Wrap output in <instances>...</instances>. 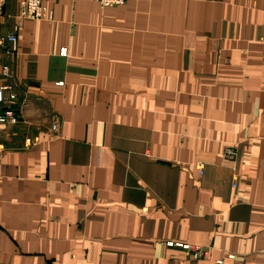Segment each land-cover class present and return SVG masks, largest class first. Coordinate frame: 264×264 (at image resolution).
I'll use <instances>...</instances> for the list:
<instances>
[{
    "label": "crops",
    "instance_id": "obj_1",
    "mask_svg": "<svg viewBox=\"0 0 264 264\" xmlns=\"http://www.w3.org/2000/svg\"><path fill=\"white\" fill-rule=\"evenodd\" d=\"M21 1L0 264H264V0Z\"/></svg>",
    "mask_w": 264,
    "mask_h": 264
},
{
    "label": "built area",
    "instance_id": "obj_2",
    "mask_svg": "<svg viewBox=\"0 0 264 264\" xmlns=\"http://www.w3.org/2000/svg\"><path fill=\"white\" fill-rule=\"evenodd\" d=\"M100 3L102 6H114L123 4L126 0H94ZM2 0H0V11L2 8ZM19 15L21 17L29 19H40L50 21L52 17V11L44 4L43 0H22L19 5ZM18 27L14 26L13 29L6 33L0 34V46H7V52H13L16 48V43L18 40ZM264 42V35L261 39ZM60 55H66V48L62 47L59 50ZM0 75L3 78H8L10 76V68L7 64L1 65ZM58 85H62V82H58ZM17 100V95L14 91V86L11 83L0 84V126L17 124L19 121L15 102ZM52 130H56V123H52ZM38 140V137H26L24 140L25 147H30ZM2 151V146L0 144V152ZM237 155L236 148L233 146H228L224 149L225 159H234ZM203 164H199V172L202 173ZM169 245H176L184 248L188 251L189 255L193 259H200L208 255V249L200 245L192 244H182V243H172ZM229 258L234 259L235 255L233 253H228ZM217 264H223V260L219 259L216 261Z\"/></svg>",
    "mask_w": 264,
    "mask_h": 264
}]
</instances>
